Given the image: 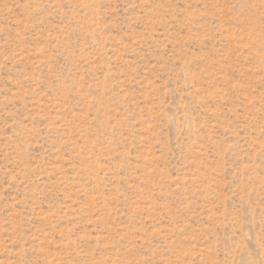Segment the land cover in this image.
<instances>
[{
	"label": "rangeland",
	"instance_id": "obj_1",
	"mask_svg": "<svg viewBox=\"0 0 264 264\" xmlns=\"http://www.w3.org/2000/svg\"><path fill=\"white\" fill-rule=\"evenodd\" d=\"M0 264H264V0H0Z\"/></svg>",
	"mask_w": 264,
	"mask_h": 264
}]
</instances>
